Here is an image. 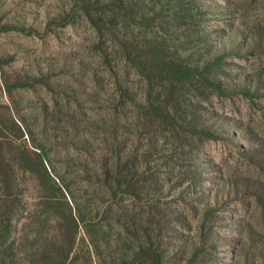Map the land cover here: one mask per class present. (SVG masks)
Wrapping results in <instances>:
<instances>
[{
    "label": "rangeland",
    "instance_id": "obj_1",
    "mask_svg": "<svg viewBox=\"0 0 264 264\" xmlns=\"http://www.w3.org/2000/svg\"><path fill=\"white\" fill-rule=\"evenodd\" d=\"M64 1L0 0V159L11 163L9 191L20 200L19 255L5 264H41L44 218L58 216L47 204L54 193L21 153L41 141L80 202L108 212L111 238L123 246L113 245L114 256L153 244L162 264H264V0H153L174 51L202 65L211 55L220 61L207 66L216 84L197 85L187 106L191 113L199 103L213 136L168 137L163 152L147 158V172L140 149L134 180L146 178V195L139 203L103 187L112 137L127 139L126 154L138 145L136 115L117 116L110 74L93 75L89 26L46 32Z\"/></svg>",
    "mask_w": 264,
    "mask_h": 264
},
{
    "label": "trees",
    "instance_id": "obj_2",
    "mask_svg": "<svg viewBox=\"0 0 264 264\" xmlns=\"http://www.w3.org/2000/svg\"><path fill=\"white\" fill-rule=\"evenodd\" d=\"M82 23L94 34V42L88 48L91 57L96 59L92 60L93 75L97 78L101 72L109 73L113 90L119 97V109L115 105L117 116L121 115L123 120L128 119L131 111L136 115L134 129L138 145L126 154L121 145L127 139L118 141L117 135L112 137L113 156L104 158L103 187L113 197H120L121 202L134 199L139 203L146 195L141 197L146 189V178L134 180V175L139 174L141 162L137 155L140 149L143 169L147 172L151 166L147 158L163 152L168 137H181L187 131L203 138L213 136L206 124V115L198 109L199 103L190 104L194 109L191 113L187 106L189 99L199 93L197 85L216 84L214 73L207 71V66L220 59L211 55V61L202 65L189 62L190 59L174 51L175 45L164 34L153 0L64 1L57 16L49 18L46 32L54 33V27H75ZM132 73L138 80L131 78ZM190 123L192 128L186 126ZM18 129L22 131L19 126ZM117 144L119 151L115 150ZM32 146L34 149L20 147L22 155L26 156V166L54 193L47 204L58 213L57 217L47 214L44 218L43 243L37 257L41 264H133L138 257L144 256L150 257L152 264H162L161 251L152 250L153 244L140 247L131 257L124 253L114 256L110 252L113 245L115 251L123 246L120 240L111 238L108 212L104 213V218L101 208L91 200L80 202L82 196H76L52 164L49 144L41 141L33 142ZM13 172L11 163L0 159V264L13 262L19 255L15 220L16 202L20 200L18 193L12 196L8 184ZM4 187L6 190H2ZM121 217L115 221L121 223Z\"/></svg>",
    "mask_w": 264,
    "mask_h": 264
}]
</instances>
